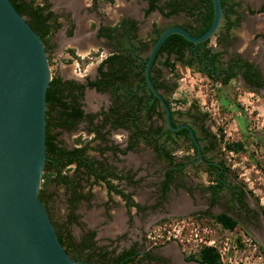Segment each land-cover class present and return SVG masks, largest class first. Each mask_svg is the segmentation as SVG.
<instances>
[{
    "label": "rangeland",
    "instance_id": "1",
    "mask_svg": "<svg viewBox=\"0 0 264 264\" xmlns=\"http://www.w3.org/2000/svg\"><path fill=\"white\" fill-rule=\"evenodd\" d=\"M49 1L53 13L69 11L64 4H60V0ZM77 1L78 5L71 14L75 23L73 30L68 33V22L64 17H60L58 18L60 27L50 33L49 43L52 46V53L49 56L50 75L60 74L62 78L71 76L72 61L77 60L80 67L87 70L86 75L92 77L97 61L107 53L108 49L106 42L94 35L95 27L100 21L106 25H113L120 18L128 16L138 22L137 36L147 39L152 23L162 28L172 23L185 24L189 20L183 12L170 17H163L157 11L144 15L146 7L144 0H113L111 3L101 1L95 8L89 7L90 0ZM233 1L237 4L235 15L239 16L238 25L230 30L231 44L224 48L225 54L221 57L226 59L227 55L241 54L255 63L264 74V39L259 36L264 32V13H251L248 10H256L264 6V0ZM75 37L78 38L77 42L73 40ZM208 45L216 50L223 49L222 44L216 43L214 36L210 37ZM163 59L164 54L158 56L155 66L167 83L173 84L171 92L167 94L172 107L182 108L190 104L194 105L193 112L204 113L210 124V133L219 136L220 140L216 142L217 149L222 147V142L241 143V149H231L230 152L225 149L218 152L229 158L230 171L249 191L264 213V88L260 92H255L242 86L237 79H231L224 84L206 76L196 68L183 66L178 62H175L174 69L170 71L161 63ZM169 60H173V56H170ZM84 99L85 110L89 113H95L107 103L106 93L90 91ZM86 125L87 123L80 122L70 132L61 131L58 135L61 144L71 148L78 145L75 141L77 138L88 140L90 133L86 132ZM111 134L118 142H122L125 135L124 132L116 131ZM90 145H95V142H91ZM178 150L181 148L178 147L175 154L179 156L181 154ZM88 154L98 157L93 150H89ZM105 158L109 163L120 168L130 166L134 170L137 169L136 177L139 178L137 185L127 186L125 190L132 192L135 201L143 204L145 208L139 213L130 209L131 217L127 223L120 198L114 194L108 195L101 184H93L88 190L91 194L89 200L77 204L75 210L77 222H71L69 225L75 241L80 239L85 229L92 226L97 231L95 238L100 243H106L107 234L113 236L115 232L124 233L121 238L113 239L111 243L122 247L133 242V239L138 238L139 235L141 237L142 229L149 223L156 225L171 218L187 216L193 224L184 230L182 240H171L176 241L180 253H191L200 247L202 241L214 240V247L220 258L219 264H264V256L254 250L253 243L248 241L249 236L243 234L241 228L236 226L231 231L216 230L209 224L200 225L195 215L164 214L167 212V206L164 203L158 204L156 189L161 179L163 163L156 160L151 151L145 148L129 151L122 158L120 154L114 156L106 151ZM68 173L71 174L72 170L70 169ZM195 178L198 177L194 176ZM86 188L87 186H84L82 190L85 192ZM47 190L53 192V202L50 206L52 219L57 224H62L68 208L65 190L61 185L53 182L47 185ZM176 198L178 199V197H169V199ZM105 201L111 214L109 220L101 214L102 203ZM237 239L242 241L238 243ZM166 242L168 241H156L153 246ZM165 247L166 245L163 246ZM163 248L162 246L153 248L152 251H162ZM146 262L143 259L139 264Z\"/></svg>",
    "mask_w": 264,
    "mask_h": 264
},
{
    "label": "trees",
    "instance_id": "2",
    "mask_svg": "<svg viewBox=\"0 0 264 264\" xmlns=\"http://www.w3.org/2000/svg\"><path fill=\"white\" fill-rule=\"evenodd\" d=\"M15 10L24 16L30 27L39 35L44 44L46 53H48L49 36L51 30L60 27L56 21V14L49 10L48 0H9ZM98 0H91L93 8L96 7ZM108 3L113 0H103ZM146 7L144 15L151 11H157L163 17L175 16L183 12L188 18L184 27L192 35L201 34L210 24L213 15L211 0H145ZM222 7L221 23L219 30H216L214 37L216 43L222 41L226 45L230 40V30L238 25V14L236 13L237 4L233 0H220ZM264 12V7L257 11ZM235 15V17H234ZM168 25L164 26L167 27ZM157 27L152 23V29L147 34L148 40L137 36V21L133 19L120 18L113 25H100L96 30V36L103 38L109 49L96 66V76L89 80L85 78L84 83H78L74 80L62 79L58 74L51 75L50 81L45 91V156L41 175V184L38 191V198L46 208L50 220L52 221L58 241L67 253H81L86 255L85 250L95 248V260L102 263L107 252L102 251L101 247L93 246V242H86L84 236L79 242H74L69 232L71 222H77L75 209L80 200H87L91 194L88 192L93 184H101L108 195L115 194L124 201L126 213L129 216V208L133 207L137 211H142L145 206L140 205L131 198V193L126 192L118 182L123 180L127 184L133 183L130 176L118 172L109 165L104 158L95 159L88 154L89 150H95L102 155L106 150L112 153L118 150L124 154L127 150H134L139 142L150 146L157 159L166 163L168 168L162 173V179L158 185L159 200L165 199L166 192L173 175L180 171L179 164H173L172 156L169 154L170 143H175V134L186 136V130L181 128L177 131H169L167 127L153 126L152 117H160L162 108L158 99L150 96L151 93L144 87L143 67L149 50L158 33L164 28ZM72 25L68 29L71 32ZM259 36L264 39V33ZM210 39V38H209ZM209 39L197 44L185 40L181 35L172 33L165 37L158 47L150 67V78L157 90L171 92L173 84H167L163 79H159L160 71L155 66L158 56L164 54L161 61L168 70L174 69L175 62L190 68H196L206 76L216 79L221 83H227L230 79L236 78L239 72L248 78H253V67L249 61H242L238 54H232L229 60L222 61L221 55L225 54L224 48L216 50L207 45ZM72 52V50H70ZM145 54L143 55V53ZM195 52H202L195 54ZM195 55V56H194ZM173 56V60L169 57ZM208 60V64L213 68H203L201 66L202 57ZM48 64L50 57L47 56ZM219 65V66H218ZM217 67L222 68L219 77L214 75ZM223 72V73H222ZM222 73V75H221ZM221 75V76H220ZM256 76V75H255ZM85 87L94 88L98 92H107L110 95V106L102 111L100 118L96 119V113H84L81 108V100ZM168 104V99L164 98ZM169 105V104H168ZM176 111H170L172 124L175 123L173 114ZM86 121V131L91 132L93 137L90 140L75 141L78 144L73 148H64L57 144V136L61 131L70 132L75 129L80 122ZM108 124V125H106ZM106 126V127H105ZM123 128L128 131L127 144L123 149H115L105 143L106 134L114 128ZM56 129V130H55ZM104 142L103 145H90L93 140ZM241 143L232 142L226 144L227 149H241ZM72 170L69 174L68 171ZM116 180V181H114ZM53 182L61 185L66 193L67 213L62 224L52 220L50 206L53 202V192L47 190V185ZM87 186L86 190L82 189ZM224 226L232 228L235 225L233 219L219 216L217 218ZM62 229H58L57 228ZM92 236V232L88 233ZM122 256V255H121ZM124 256V255H123ZM121 257L114 258V262L119 261ZM186 259L194 260L201 264H219L220 258L217 251L208 246H202L193 254H189ZM88 260V259H86ZM97 262V261H96ZM121 261L118 264H125ZM83 264V262L79 263Z\"/></svg>",
    "mask_w": 264,
    "mask_h": 264
},
{
    "label": "water",
    "instance_id": "3",
    "mask_svg": "<svg viewBox=\"0 0 264 264\" xmlns=\"http://www.w3.org/2000/svg\"><path fill=\"white\" fill-rule=\"evenodd\" d=\"M212 20L199 35L180 25L164 27L151 44L143 67L144 87L158 99L170 130V109L150 78L155 53L172 33L197 44L216 32L220 0H211ZM51 75L39 35L9 0H0V264H75L58 241L38 198L45 156V91ZM199 154V150L197 148Z\"/></svg>",
    "mask_w": 264,
    "mask_h": 264
},
{
    "label": "flooded vegetation",
    "instance_id": "4",
    "mask_svg": "<svg viewBox=\"0 0 264 264\" xmlns=\"http://www.w3.org/2000/svg\"><path fill=\"white\" fill-rule=\"evenodd\" d=\"M101 1H103V0H98L96 2V6ZM48 2L50 4L49 0H48ZM59 2L62 5H63L62 2H64V7H66V8H67V6L72 8V7H76L78 5L77 0H60ZM89 2H90L89 7H92L91 0ZM103 2H106V1H103ZM261 7H264V6H261ZM261 7H259L258 9H260ZM67 9L69 11H66L64 13L62 12L59 14L58 13H54V14L57 15L56 16L57 22L60 23L58 18L64 17L65 21L68 22V29H70V26L72 25L71 30H73V28L75 27V23L73 22V20H72L73 18L71 17L73 10H71L69 8H67ZM258 9H256V10L248 9V10L250 12V10L257 11ZM49 10L52 11L50 9V7H49ZM251 13H264V12L261 11V12H251ZM69 16L71 17V19ZM123 18L133 19V18H129L128 16H125ZM133 20H135V19H133ZM220 23H221V20H220ZM100 25H106V24H103L101 21L97 24V26L95 27V32H94V35L96 38H100V37L96 36V30ZM137 27H138V22H137ZM57 29H55V30H57ZM52 31H54V30L52 29L51 32ZM101 39H103V38H101ZM73 40H74V42H77L78 38L75 37ZM230 42L231 41L229 40L228 44L225 45L222 41L220 44H222L223 48H225L231 44ZM51 51H52V46L49 47L47 56H50V54L52 53ZM108 52H109V49H107V53H105L102 57H100L99 61L102 58H104L106 54H109ZM199 53L200 52H195V54H198V55H199ZM234 54H236V53H234ZM238 55L242 59V61H249L253 67V72L254 73L257 72V74H254L253 78L251 79V78L245 77L243 75V72H239L237 74L236 78H232V79H237L238 81H240L242 86H244L248 89H251L252 91L260 92L264 88V74L258 69V67L255 63L244 58L241 54H238ZM220 59L222 61H224L223 57H221ZM229 59H230V55H227L226 60H229ZM99 61H97L96 66L99 63ZM96 66L94 69V75L92 77L86 75L87 74V73H85V72H87L86 69L83 72V75H76L72 71V68H71V71H72L71 76L62 78V76L60 74H58V75L62 79L74 80L75 82H78V83H84L85 78L92 80L96 76ZM201 66L203 68H213L211 65L208 64V60L204 56L202 57ZM220 71H222V68L217 67L215 69L214 75L216 77H219L218 75H219ZM222 73H221V75H222ZM159 79H163L164 82L167 83V81L162 77L161 73H160ZM86 89H92L95 93H106V95H107V103L104 106L100 107L98 109V111L95 112L96 116H95L94 120L99 121L96 119L101 117V115H102L101 112L104 110H107V108L111 105L110 104V95L107 92H98L94 88L85 87L83 90V96H82V100H81V103H82L81 108L83 109L84 113L88 112L85 110V102L83 101L84 100V92ZM158 91L160 92V94L163 98L168 99L167 94L170 93L169 91H161V90H158ZM150 98L151 99H149V100H152L153 96H150ZM168 104H167V106L169 107L170 111H176L172 116L173 119L175 120V123L172 124V122H171V124L173 126H177L180 124L187 125L193 132L194 141L189 137V134H188V131L186 128H184V127L178 128V129H181V128L185 129L186 130V136L189 139H186V137L184 136L185 134L182 135V134L177 133V134H175V137H174L176 142L174 144L170 143L169 154L172 156L173 164H179L180 171L179 172L176 171V174L173 175V180L170 182V184L168 186V190L166 192L165 199L163 201H160L158 198V200H159V201H157L158 204L164 203V205H165L166 203H168V202H166V199L168 197V193L170 192V190H173V189L176 190L179 188L182 190V192L185 195V197H184L185 203H184V208H183L182 213H184V214L186 213V215H188V216L189 215H195L196 219L198 220L200 225L204 226L205 224L206 225L209 224L216 230L221 229L223 231H231V230H234L236 228V226L238 228H241L242 229L241 231L243 232V234H246L249 236L248 241L253 243L254 250H257L259 253H261V255L264 256V213L261 211V208L258 206L257 201L255 199H253V197L249 193V191L244 187V185L240 181H238L236 179L235 175L230 171V164H229L230 160H229V158L226 155H221L218 152V150L222 151L225 149L230 152V149L226 148V144H230V141L222 142L223 143L222 147L220 149L219 148L217 149L216 142H218L220 140L219 136L215 135L214 133H210V124H208L209 121L207 122V117L204 113H199L196 111L193 112V110H194L193 106L194 105L189 104V106H187V107H182V108L176 107V108H174V107H172L169 99H168ZM159 105L162 108L160 102H159ZM170 121H171V117H170ZM83 122L87 123L86 121H83ZM106 125H108V124H106ZM152 125L153 126H162V127L165 126V127H167V125L164 121L163 108H162V114L160 117H157L156 115L152 117ZM178 129L170 130L168 128V130L171 132L177 131ZM114 131L125 133V135H123V141L122 142H118L115 136H113V137L111 136L112 135L111 133ZM87 133H89V132H87ZM105 136H106L105 143L107 145L112 146L115 149H123L125 147V145L127 144L128 131L123 129V128L117 127V128L110 130ZM91 137H93V134L90 132L88 140H90ZM56 139H57V144L59 146H62L64 148L69 149L68 147L61 144L60 140L58 139V136ZM91 142L92 143L95 142V145H92V146H96L97 143L100 146L104 144V142H102L98 139L93 140ZM75 146H77V145H74L73 147H75ZM73 147H71V148H73ZM178 147L181 148V150H178L179 153L181 154L179 156L175 154V152H176L175 150ZM144 148L151 151L152 156L156 160L160 161L159 159H157L155 157L152 148L146 144H143L142 142H139L137 147L134 150H127V151H133L134 152V151H137L139 149L142 150ZM197 148L199 150V154L197 152ZM93 151L98 156V157H96L94 155L93 158L98 159V160H101L102 158H104L106 160V162L109 165H111L112 167H114V169L116 171L121 172V173L126 174V175L131 177V179L133 181V183H131V184H127L123 180L118 182L119 186H122L124 188V190H125V187H127V186L131 187L133 185H137V183L139 181V178L136 177V174H137L136 170L137 169L134 170L130 166L125 167V168H122V167L120 168L117 165L111 164V162L109 163V161L105 158V152L106 151H108L111 155L113 154L114 156H117L119 154L121 155L122 153H120L118 150H116L113 153L110 150H106L102 155H99V153L97 151H95V150H93ZM160 162H162V161H160ZM167 168H168L167 164L163 163V166L161 168L162 169L161 179H162V173ZM194 176H197L198 178L194 179ZM161 179H160V181H161ZM114 181H116V180H114ZM160 181H159V183H160ZM156 189H157V197H159L158 186ZM126 192L131 193V198L135 201V199L133 198L132 192H130V191H126ZM87 200H89V199H87ZM87 200H80V202L81 201H87ZM120 200L122 201L124 213H125L126 218H127L126 221H127V223H129L128 220L131 217L130 209H133L134 210L133 212H135V213H137V212L139 213L140 211H137L135 208L130 207L128 209L129 210V216H128V214L126 213V208L124 206V201L121 198H120ZM135 202H137V201H135ZM138 204H140V203H138ZM140 205H143V204H140ZM102 208H103V211L101 214L104 215V217H106V219L109 220L111 214L108 212L109 208H108L106 201L102 203ZM164 214H171V210L168 209V207H167V212L166 213L164 212ZM219 216H223V217H227L229 219L230 218L233 219L235 221V225L232 228H228V227L224 226L221 222H219L217 220V218ZM151 226H152L151 223L146 225V227L144 229H142L143 234H141V237L139 235L138 238L133 239V242L129 243L128 245L122 246V247H118V245H111V243H113V239L116 240V239L121 238L122 234H124V233L117 234L118 232H115L113 234V236H112V234H107L106 243H100L95 238L96 233H97L96 229L93 228L92 226H90L83 231V235H81V237L84 236L85 238H87L86 242L88 244L91 241V243L93 242V246L101 247L102 251L107 252L106 257H108V258L104 259L102 261V263H99L98 260H96L97 262L96 261H90L91 259L95 260L96 256L93 253L94 250H97L95 248H90L89 250H85L86 255L81 254V253H74V252H71L70 254L69 253L68 254L74 260H76L75 264H79L81 262H83V264H118L121 261H126L125 264H137V263L139 264L141 262V260H143V259H144V261H147L146 264H201V263H198L194 260L186 259V257L189 254L195 253L197 251V249H195V251H193L191 253L182 254L179 251V248H178L176 241H171V242L168 241V242H166L162 245H158V246L157 245L153 246V244L147 242L146 238H145L146 237V230ZM58 229L61 230L62 227L61 228L59 227L56 230H58ZM69 232H70L74 242H79L81 240V237H80L79 240L75 241V239L71 233L70 228H69ZM90 232H92L91 237L88 236V233H90ZM142 239H143V241H142ZM241 241L242 240L237 239L238 243H240ZM164 245H166L165 248H163ZM161 246L163 248L162 251H158V252L152 251L153 248H158ZM202 246H204V245H202ZM202 246H200V247H202ZM208 247H212L217 251V249L214 246H208ZM141 248H142V250H141ZM217 253H218V251H217ZM91 255H94L95 257H92ZM89 256L91 258L90 260H89ZM117 257H121V259H119L118 263L114 262V258H117ZM86 259H88V260H86Z\"/></svg>",
    "mask_w": 264,
    "mask_h": 264
},
{
    "label": "built area",
    "instance_id": "5",
    "mask_svg": "<svg viewBox=\"0 0 264 264\" xmlns=\"http://www.w3.org/2000/svg\"><path fill=\"white\" fill-rule=\"evenodd\" d=\"M72 71L76 75H83L85 68H81L77 60L72 61ZM197 225V222H195ZM194 223V224H195ZM190 217L184 216L180 218H171L169 220L156 223L146 230V241L155 244L156 241H171V240H182L184 236V230L192 225ZM196 235V234H195ZM200 242L201 238L198 239ZM214 240L202 241L200 246H214Z\"/></svg>",
    "mask_w": 264,
    "mask_h": 264
},
{
    "label": "crops",
    "instance_id": "6",
    "mask_svg": "<svg viewBox=\"0 0 264 264\" xmlns=\"http://www.w3.org/2000/svg\"><path fill=\"white\" fill-rule=\"evenodd\" d=\"M64 4V2H62ZM146 4V3H145ZM146 6V5H145ZM67 8L74 10L75 7L70 8L69 6H67ZM94 75V72H93ZM92 75V76H93ZM90 91H93L92 89H86L84 92V98L86 96L87 93H89ZM84 102L86 104V101L84 99ZM129 152V151H127ZM127 152L125 154H127ZM124 154V155H125ZM124 155H120V157L122 158ZM169 197H178V199H169ZM184 193L182 192L181 189H176V190H170V192L168 193V203H166L165 205L168 207V209L171 210V214L170 215H176V214H182L183 208H184ZM168 204V205H167ZM173 213V214H172Z\"/></svg>",
    "mask_w": 264,
    "mask_h": 264
}]
</instances>
